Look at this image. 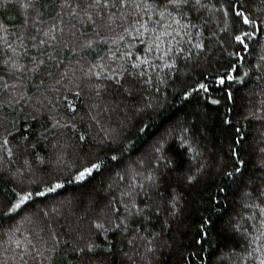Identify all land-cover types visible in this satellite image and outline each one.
<instances>
[{
	"label": "snow or ice",
	"instance_id": "snow-or-ice-1",
	"mask_svg": "<svg viewBox=\"0 0 264 264\" xmlns=\"http://www.w3.org/2000/svg\"><path fill=\"white\" fill-rule=\"evenodd\" d=\"M13 2L24 10L25 27L30 12L34 23H43L39 0H0V8ZM253 3L56 0L55 19L37 28L38 35L12 33L15 41L7 39L9 29L0 22L5 34L0 37V181L11 185L0 191V229L8 224L0 231V264H57L56 258L68 252L78 264H97L95 258L117 249L109 239L116 234L126 264H159L158 255L189 232L190 244L180 245L187 250L186 256L180 253L186 264H224L220 246L237 235L246 241L251 237L248 246H256L244 252L264 264V133L258 142L260 175L247 177L241 128L222 119L235 135L227 159L217 157L208 148L207 108L192 103L194 97L211 105L223 100L232 104L227 108L232 113L240 92L235 85L246 86L254 77L259 93L240 97L243 118L264 125V0L255 10ZM257 46L261 54L255 64H247L245 54ZM217 49L226 55L223 62L216 58L215 72L195 71ZM65 52L77 54L74 63L65 62ZM181 77L176 112L168 114L165 104L154 103L152 92L144 97L145 91L160 93V84ZM30 83L39 98L27 94ZM214 90L220 98L212 97ZM137 96L138 119L128 127L127 101L135 104ZM117 112L125 119L113 126ZM133 135L144 137L147 147L125 163L136 148ZM97 177L108 183H94ZM100 185L107 193L103 204L97 198ZM69 186H74L72 194L65 195ZM237 197L243 211L233 215L230 205ZM193 206L194 232L185 223ZM214 236L219 238L215 244ZM238 255L231 249L227 259Z\"/></svg>",
	"mask_w": 264,
	"mask_h": 264
},
{
	"label": "trees",
	"instance_id": "trees-1",
	"mask_svg": "<svg viewBox=\"0 0 264 264\" xmlns=\"http://www.w3.org/2000/svg\"><path fill=\"white\" fill-rule=\"evenodd\" d=\"M260 0H254V3L252 4L253 10H255L256 6L259 4ZM40 10L43 11V16L40 17V20L43 21V23L33 22L34 13H29V20L27 27L24 26V10L19 8L14 2L11 3L7 8H0V22L5 23L6 26L9 29V32L7 34V39L9 41H15V36L12 35V33L16 34H23L25 37L29 35H38L36 32L37 28H46V26L51 23L55 17L56 14L59 12V7L56 6V0H39ZM79 27V25H77ZM5 34L3 32H0V37H3ZM26 42L30 43L26 39ZM135 43V42H133ZM137 47H140L137 45ZM51 51V49H49ZM3 48H2V41H0V54H2ZM30 55H37L36 49H30ZM101 55L104 53L101 52ZM260 49L257 46L255 50L250 54H245L246 56V63L247 64H255L258 56L260 55ZM79 55H84L83 53H80ZM226 54L219 51L218 49L213 53L212 60L206 64L203 65L200 69H195V71H205V74L208 73H214L216 68L219 67V63H217L216 58H220L221 62H223V57ZM74 56H77V54L74 53H63L62 58L65 59V62L72 61L74 63ZM151 59V57H149ZM87 59L91 60L92 55H88ZM234 59V58H233ZM181 71H185V67L183 63L180 65ZM243 70H247L246 67ZM145 71L149 72L151 75L155 76L157 73L152 72L151 69H148L145 67ZM163 70L161 71V75L163 73ZM0 75H4L3 73H0ZM5 79H7V76H5ZM9 83H13V81L9 80ZM38 78L32 81L31 83H38ZM31 83L29 84V91L28 95L33 96L35 98H39V93L36 92V89L31 86ZM50 83V81H49ZM159 87L161 88L160 93H155L154 89H149L148 91H145L143 93L144 97L149 96V92H152L153 96L156 98L153 102H159L161 104L166 105V111L168 114H171L172 112H176L177 108L180 107L179 104V98L176 96V93L180 91L184 87V80L183 77L181 79L176 80L173 82L172 80H169L166 85L160 84ZM236 88L240 89V92L237 94V102L236 106L232 113H227V108L232 107V104L230 102H225L222 100V103L220 105H211L208 104L205 100L194 97L193 98V105L199 104L201 108H207L208 111V127L211 130V139L210 143L208 144V148L212 149L213 152L216 153L217 157L223 156L225 159H227L228 154V147L231 143L232 136L235 135V133L232 131L230 126L222 124V119L229 118L232 120L233 125L235 127L241 128L242 133L245 136V143H244V151L242 152V157L248 162L247 168L245 169V175L247 177H257L260 175L258 168H257V161L260 159V154L258 152V146L259 141L261 139V134L264 133V125H261L258 121H249L243 118V114L245 112V100L240 99V97H244L245 99L248 98L253 91H255L257 94L259 93V88L256 85L255 78L251 77L248 78L246 86L237 84L235 85ZM222 94L216 92L215 90L212 93L213 98H220ZM166 96V98H165ZM259 95H257V100H259ZM69 99L71 100L72 97L69 96ZM85 100H87V97H85ZM137 103H133L131 100L127 101L128 108L125 109L126 115L128 117L126 124L128 127H131L136 121V113H135V107L139 106L140 97H136ZM123 107V105H122ZM27 113H22L21 115H26ZM81 114H84V111H81ZM178 116H182V113H177ZM125 116L120 114L119 112L114 113L112 116V123L113 126H116L121 120H124ZM145 120L148 119L147 116L144 117ZM23 123V121H21ZM159 123V119L154 122ZM26 126V125H25ZM226 129H228L226 131ZM152 131H155V127H153ZM133 134L135 133V129L132 128ZM133 139L136 143V148L132 150V152L127 153L125 156V163H131L133 160L137 158V156L140 154V151H143L144 148L147 147V145L144 143L145 138L141 137L140 139H136L135 135H133ZM150 142V141H149ZM73 157L69 156L68 161L69 164H71ZM103 181L104 185L108 183V179L104 177H97V180L94 181V183L99 185V182ZM258 183V182H257ZM104 185L99 186L98 191V200L101 204L106 203L107 200V193L104 191ZM11 185L8 183H5L4 181H0V191L7 190L10 188ZM74 186H69V192L65 193V195H71L73 191ZM195 206H193L192 209L189 210L188 218L186 219L185 223H191L193 225V232L195 230V223L197 222V213L194 211ZM230 210H233L232 214L235 215L236 213H240L243 211L242 206L239 202V198L237 197L236 201L230 205ZM81 213L83 209H80ZM251 213H245V215H250ZM74 217L71 218V220L74 221ZM60 223H65L64 220H61ZM253 223L252 221H249V224ZM157 224V230H159V222H156ZM8 227L7 222L4 224V229H0V231L6 230ZM192 237V232H189L187 234V237H180L177 236V245L173 249H164L163 255H158L159 264H186V262L183 261V258L181 257L180 253L184 252L185 256L187 255L186 247H181V243L184 245L190 244ZM64 239H67L68 237H63ZM109 239L117 244V249L112 254H105L102 257L95 258L97 261V264L100 260L104 261V264H126L125 258L123 257L122 253L119 251L120 247V236L119 234H116L115 236L110 235ZM219 239L218 237L214 236L213 244L216 243V240ZM251 237L249 236L247 241L244 237L237 235L234 239L229 240L227 242V246H224L221 244L220 250L218 252V255H224L225 261L224 264H244V261L246 260L248 264H258V261L254 260L252 256H248L244 249L247 248L248 252L252 251V248H254L256 245L252 244L250 247L248 246L250 244ZM84 241H81V244H83ZM97 244L102 243V237L98 240H96ZM107 245L105 244L104 247ZM207 247V245H205ZM234 249L238 256H233L232 260L229 261L227 259L228 252ZM67 251V249H66ZM124 251H128V247H124ZM74 255L71 252H68V255L65 257H57V264H78V261L74 259ZM215 259V257H214ZM85 264H87V261H85ZM195 264H200L199 260H195Z\"/></svg>",
	"mask_w": 264,
	"mask_h": 264
}]
</instances>
